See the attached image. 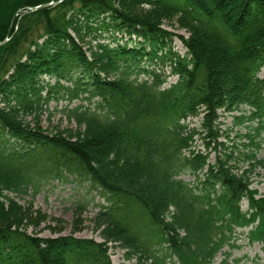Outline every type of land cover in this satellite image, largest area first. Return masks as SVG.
<instances>
[{
	"label": "trees",
	"instance_id": "obj_1",
	"mask_svg": "<svg viewBox=\"0 0 264 264\" xmlns=\"http://www.w3.org/2000/svg\"><path fill=\"white\" fill-rule=\"evenodd\" d=\"M9 6L0 15V264H113L109 242L137 264H216L219 254V264H239L230 250L242 237L264 246V194L250 175L263 163L264 0ZM166 19L188 32L177 35L185 54ZM165 65L177 76L167 87ZM52 101L68 102L74 128H43ZM233 131L239 141L227 144ZM69 176L106 200L96 215L103 241L23 226L33 212L16 196Z\"/></svg>",
	"mask_w": 264,
	"mask_h": 264
},
{
	"label": "rangeland",
	"instance_id": "obj_2",
	"mask_svg": "<svg viewBox=\"0 0 264 264\" xmlns=\"http://www.w3.org/2000/svg\"><path fill=\"white\" fill-rule=\"evenodd\" d=\"M11 0H0V15L4 16L9 10ZM163 26L174 33L173 46L181 54H185L186 49L182 41L177 35L188 36L186 29L179 27L175 20L166 19L163 21ZM110 34V31H103L102 36ZM95 35L85 36L83 45L89 49L90 42H96ZM110 41L109 38L105 39ZM156 66V65H155ZM150 66V68H155ZM168 75L164 87L169 86L177 79L176 75L170 74V67L165 65L163 71ZM264 77V69L260 73ZM145 75L142 74L141 77ZM80 102L69 104L74 107ZM68 104L67 101L57 103L52 101L50 103V114L46 113L42 117V126L48 132L56 130L57 128H74V121H70L64 114L63 108ZM49 115V116H48ZM201 117L189 119L190 125H197ZM221 120L226 126L231 125V117H223ZM237 130V128H235ZM234 140H227V144H234L238 142V138L234 136ZM232 141V142H230ZM200 144V140H198ZM215 154L212 153L210 160L213 161ZM258 158L262 159V164H257L251 175V187L257 191L258 194H264V144L258 152ZM182 177L186 181H192L193 176L185 173ZM37 193L34 195L33 191L23 195L16 196L17 200L25 206L31 205L33 218L31 222L24 221V227L29 232L38 234L43 237L54 235H66L73 233L77 237H92L98 241H103L101 231L102 226L100 219L96 218L98 211L102 204H106V200L102 196L100 190L94 189L90 181L79 179L74 176H69L68 179H54L48 183H43L36 189ZM84 204L86 210L83 213H77L76 206ZM246 202L244 207H246ZM240 246L233 248L231 251L232 259H239V264H264V246L259 243L248 244L244 242L242 237L239 241ZM109 252L111 254L113 264H137L134 257H128L126 249L115 242H109ZM229 250L228 247L224 248ZM222 259V254L216 258V264Z\"/></svg>",
	"mask_w": 264,
	"mask_h": 264
},
{
	"label": "water",
	"instance_id": "obj_3",
	"mask_svg": "<svg viewBox=\"0 0 264 264\" xmlns=\"http://www.w3.org/2000/svg\"><path fill=\"white\" fill-rule=\"evenodd\" d=\"M39 7H40V6H38V7H35V8H39ZM2 43H3V42H1V43H0V45H1Z\"/></svg>",
	"mask_w": 264,
	"mask_h": 264
},
{
	"label": "bare ground",
	"instance_id": "obj_4",
	"mask_svg": "<svg viewBox=\"0 0 264 264\" xmlns=\"http://www.w3.org/2000/svg\"><path fill=\"white\" fill-rule=\"evenodd\" d=\"M45 5H47V4H43V5H40V6H45Z\"/></svg>",
	"mask_w": 264,
	"mask_h": 264
}]
</instances>
